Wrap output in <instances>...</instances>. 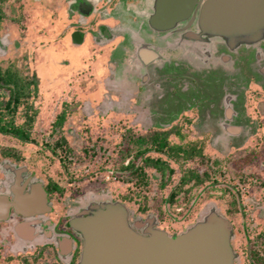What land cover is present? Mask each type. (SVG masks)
I'll return each mask as SVG.
<instances>
[{"label": "rangeland", "instance_id": "obj_1", "mask_svg": "<svg viewBox=\"0 0 264 264\" xmlns=\"http://www.w3.org/2000/svg\"><path fill=\"white\" fill-rule=\"evenodd\" d=\"M67 1L0 0V37L4 45V49H0V69L12 66L19 78L34 77L36 81L34 96L27 102L21 97L19 104L3 115L5 120L12 119L14 124L20 125L25 102L29 104L34 112L28 127L32 141L21 142L0 133V160L12 158L60 186L61 192L55 194L59 205L71 198L83 197L88 191H107V198L119 200L128 208L130 218L135 214L142 217L148 212L154 213L157 227L169 235L192 224L206 205L221 213L220 206L228 205L233 196L224 184L237 187L241 184L238 194L245 204L243 207L248 209V220L246 224H240L236 209L230 217L239 234L243 232L250 236L245 240V246L255 251L251 259L257 263L264 260V215H260L261 211L256 214L249 200L252 186L259 184V176L253 171L259 153H256L259 157L253 158V155L245 161L235 158L233 153L236 150L226 153L220 160L226 175L219 176L226 182L204 188L199 193V187H188L190 182L178 185V178L193 169L192 157L174 159L165 150L164 153L149 151L133 158L138 149L134 142L136 136L148 139L156 131H167L169 144L184 149L191 147L195 135V105L200 104L197 114L203 117L207 103L213 101L218 93L216 86L209 98H204L207 92H201L203 99L194 97L196 90H193L192 83L195 80L187 66L197 65L196 56L200 53H194L196 47L193 42L183 39L182 43H172L167 40L169 33L163 32L160 36L164 39L160 40L157 32L145 26L141 14L128 12V17L122 18L126 23L124 31L122 25L115 26L116 18L107 17L112 11L108 14L101 12L103 18L93 11L80 18L86 21L84 26L81 24L84 39L76 45L68 38L72 27L63 28L77 15L75 12L71 16L66 15ZM115 1L111 0L103 7H111ZM78 4L76 1V11ZM100 23L113 27L108 28L113 36L111 39L110 36H91L89 30ZM135 40L157 51V58L147 65L137 60L133 51ZM203 60L205 62L201 64L207 62ZM223 63L226 62L220 65ZM132 69L143 76L148 69V81L138 85L137 78L130 77V74H135ZM181 84L188 86L186 90L185 86L179 89ZM147 93L150 94L144 97ZM260 97L250 93L246 100L248 108ZM0 100L3 101L2 95ZM1 111L4 112L5 108ZM61 115L62 120L57 123ZM255 132L263 134L264 125H259ZM253 140L248 135L246 143L252 145ZM205 146L210 150L206 143ZM144 156L158 157L172 170L164 171L163 186L159 185L158 173L143 165L141 157ZM132 159L136 172L120 170L121 165ZM244 167L252 170L251 173L241 172ZM3 168L9 169L4 165ZM174 186L178 197L166 203L165 196ZM261 202L264 203L258 200V204ZM235 243L244 252L242 235H238Z\"/></svg>", "mask_w": 264, "mask_h": 264}, {"label": "flooded vegetation", "instance_id": "obj_2", "mask_svg": "<svg viewBox=\"0 0 264 264\" xmlns=\"http://www.w3.org/2000/svg\"><path fill=\"white\" fill-rule=\"evenodd\" d=\"M76 1L79 0H68L65 8L67 16H71L73 12L77 14L73 21L63 26V28L72 27L68 33L70 43H73L70 36L74 31L82 35V41L84 39L83 26L86 21L83 22L80 18L85 16V14L80 15L81 12L78 6L77 11L74 9ZM110 1H91L92 6L89 13L96 11L102 17L101 12L108 14V11H112L107 17L116 18L117 23L115 26L120 24L124 28L122 30L125 31L126 23L121 17H128V12H136L140 6V9L148 10L144 4L150 0H138L137 3L136 0H116L111 7L104 8L103 4L110 3ZM128 2H130L129 5H127ZM97 3L99 4L98 8L96 7ZM137 4H139V7H137ZM131 5L134 8H132L133 12L129 8ZM198 7L199 5L195 9L193 19L185 29L183 27L188 23L189 19L177 23L169 32L162 31L170 34L167 40L172 43H182L183 39H189V41L193 42V46L196 47L194 53H200V56H196L197 65H186L188 68L190 67L191 75L193 80H195L192 83L193 90H196L194 97H197L196 99L198 100L201 98V92H207L204 96L207 99L214 94L212 91L216 89V86L218 88L216 98L207 103V110L205 109L206 113L203 117L200 118V115L197 114L201 108L200 104L195 105V135L191 145V157L194 160L193 170L198 182L192 186L199 187L197 189L199 193L204 188H213L214 186H219L221 182L225 183L226 180L220 179L219 176L221 174L222 176L226 175L220 164L221 158L226 153L236 150L233 155L242 161L248 160L253 155V158L259 157L256 155V153H259L260 157L255 165V170H253L259 176V184L252 186L249 200L253 208L256 209L255 213L259 214V211H261L260 215H264V203L258 204V200L264 201L262 200V197L264 198V147H261L262 144L264 145V133L258 135L255 132L259 125H264V33L258 40L246 43L240 41L232 49L229 47L231 45L215 36L211 38L216 39H211L208 38L210 37L209 35L199 33V36L188 37V31L199 32L195 23ZM113 12L116 13L115 16H112ZM132 20H135V17ZM108 28L113 27L100 23L94 29H90L89 32L90 34L92 33L91 36L93 33H97L95 37L104 38L106 35L102 31L106 29L110 33ZM160 34L161 32H157L156 35L160 37ZM112 37L110 35L109 39ZM148 48L157 53L153 48ZM133 51L135 57L139 60L136 49H133ZM203 59L207 60V64H201L202 61L205 62ZM222 62L226 63L221 66L220 63ZM175 63L177 62L175 61ZM132 71L134 74L135 71L133 69ZM144 74L145 76L143 74L138 75L135 72L133 76L130 74V77H136L137 84L141 85L148 81V69L144 71ZM129 82L134 88V84L131 81ZM153 86L156 87L157 84L154 83ZM184 86L186 90L188 86L182 84L179 89L181 90ZM250 93L262 97L251 108H248L246 100ZM213 111H216V114H213ZM248 135L254 139L252 145L246 143ZM205 143L211 147L210 150L208 149L209 151L205 148ZM260 147L262 148L261 151L259 150ZM5 163L12 164L14 167L12 166V169H4L3 165ZM21 166L24 168L20 169ZM245 167L241 172L244 171L243 173H246L248 171L251 173L252 170L245 169ZM218 171H221V173H218ZM214 172L218 175H215ZM239 174L238 176H241ZM239 178L242 179V177ZM224 186L233 193L228 205L220 206L221 213L229 221L233 232L230 246L237 256L233 260V264H264V260L257 263L251 259L255 251L250 246H245V240L250 238V236L243 232L239 234L233 226L230 217L236 209L240 224H246L245 221L248 220L246 217L248 209L246 210V207H243L245 204L238 194V188H241V184L238 187L229 183L224 184ZM60 192V186L38 176L31 169L21 163H17L12 158H2L0 160V200L4 201L7 206L4 215L0 217V264H77L82 242L78 233L69 227L68 219L79 207L84 205L87 201L86 196L88 193H93L100 198L103 196L108 197L109 194L107 191L97 193L88 191L83 197H74L67 201H62L59 205L55 200V194ZM29 200H31V205L26 207L18 206L20 202H29ZM27 212L29 214L25 215ZM258 217L260 218L261 216ZM128 218L131 220L130 217ZM22 222H26L32 227V236L30 238H22L15 232V225ZM173 235L175 234L171 236ZM238 235L239 237L242 235L244 252L240 250L238 243V245H235Z\"/></svg>", "mask_w": 264, "mask_h": 264}, {"label": "water", "instance_id": "obj_3", "mask_svg": "<svg viewBox=\"0 0 264 264\" xmlns=\"http://www.w3.org/2000/svg\"><path fill=\"white\" fill-rule=\"evenodd\" d=\"M78 2L79 11L87 15L91 1ZM144 5L148 10L139 7L134 13L143 15L144 24L158 33L169 32L177 23L189 19L185 29L198 5L195 23L199 32L188 31V37L199 33L209 35L208 38L215 36L232 49L240 41L258 40L264 33V0H150ZM102 33L110 36L106 29ZM70 37L75 44L82 41L77 31ZM133 42V49L143 64L157 58L153 50L136 40ZM7 166L14 167L5 163L4 167ZM88 194L84 205L68 219L69 227L78 233L82 242L77 264H233L237 257L230 246L231 225L211 205H206L192 224L171 236L157 227L154 216H134L129 220V210L120 201ZM31 204V200L22 201L18 206ZM6 208V203L0 200V217ZM14 230L18 236L30 238L33 229L22 222Z\"/></svg>", "mask_w": 264, "mask_h": 264}, {"label": "trees", "instance_id": "obj_4", "mask_svg": "<svg viewBox=\"0 0 264 264\" xmlns=\"http://www.w3.org/2000/svg\"><path fill=\"white\" fill-rule=\"evenodd\" d=\"M115 15L116 13L113 12L112 16ZM94 36H97L96 33L94 34ZM93 40L96 41V38L94 37ZM2 42L3 39L0 37L1 50L4 49V45L2 44ZM33 78L34 77H31L30 79L19 78L18 74L16 73L15 69H13L12 66L6 67L4 69H0V89H1L0 95H2L3 97V101L0 100V133L9 135L21 142L32 141L28 127L31 124L34 112L32 111L31 106L29 104H26V102L27 99L34 96L36 90V81ZM146 96H148V93L147 95L146 94L144 95V97ZM21 97L26 99L25 100L26 102L23 111L20 115L22 118L21 120L22 123L20 125L19 124L17 125L13 123L12 119L5 120L3 118V115L5 113H9L13 107H16L19 104ZM2 108H5L4 112L1 111ZM61 117L62 115L58 116V119L56 120L57 123L61 122L62 120ZM167 134H168L167 131H156L153 132L148 137V139H145L143 136H136L134 142L135 145L138 147V149L135 151L133 158H137L141 155H144L146 152L149 151L164 153L165 150L166 152H168L169 156L173 157L174 159L179 157L180 159L185 160L192 156V146L187 149H184L179 145L169 144L167 140ZM141 160L143 165L152 167L153 170L158 173V179L160 181L159 185L163 186L164 183L163 181H161V179L163 177L164 171L168 170V172H172V170L168 167L167 163L158 157L144 156L141 157ZM120 170L127 171L128 173L131 172L134 173L137 171V167L134 165L132 159L130 161H127L125 164L121 165ZM197 180L198 179L196 178L194 170L192 169L191 171H188L187 175L183 174L178 178V185L179 184L183 185L186 182H190L188 187L189 186L191 187L194 183L198 182ZM175 187L176 186L172 187L167 192L165 196L166 203H169L178 197L177 196L178 194H176L177 189ZM148 215L154 216V218L156 219L155 214L152 212H148L142 217L140 214H135V216H138L140 218H145Z\"/></svg>", "mask_w": 264, "mask_h": 264}]
</instances>
